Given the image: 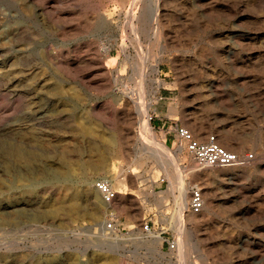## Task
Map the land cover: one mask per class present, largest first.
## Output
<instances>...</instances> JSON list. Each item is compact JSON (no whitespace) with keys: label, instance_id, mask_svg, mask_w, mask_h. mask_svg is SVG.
Here are the masks:
<instances>
[{"label":"rangeland","instance_id":"374dc122","mask_svg":"<svg viewBox=\"0 0 264 264\" xmlns=\"http://www.w3.org/2000/svg\"><path fill=\"white\" fill-rule=\"evenodd\" d=\"M194 124L254 161L198 169ZM0 264H264V0H0Z\"/></svg>","mask_w":264,"mask_h":264},{"label":"built area","instance_id":"2783aa9c","mask_svg":"<svg viewBox=\"0 0 264 264\" xmlns=\"http://www.w3.org/2000/svg\"><path fill=\"white\" fill-rule=\"evenodd\" d=\"M179 144L192 157L198 169L213 168V167H235L244 166L254 161V154H245L239 156L232 150H229L220 141L217 135H208L204 140H200L193 132L186 127L177 126L176 128ZM164 182V179L162 180ZM94 188L100 192L102 201L110 204L116 200L118 193L112 188L111 182L108 180H95ZM189 210L193 213H200L205 205L203 191L199 187H192ZM118 220L110 212L105 228L107 231L113 232L117 229ZM143 236L148 237L152 233L150 222L147 221L142 225ZM169 249H175L177 242L174 239L165 240Z\"/></svg>","mask_w":264,"mask_h":264},{"label":"bare ground","instance_id":"6f19581e","mask_svg":"<svg viewBox=\"0 0 264 264\" xmlns=\"http://www.w3.org/2000/svg\"><path fill=\"white\" fill-rule=\"evenodd\" d=\"M155 63V62H154ZM160 64H161V60H158L154 65H153V70H154V72H160ZM143 66V65H142ZM145 71V70H144ZM142 74V73H141ZM153 75V74H152ZM153 82H154V80H153ZM145 83V76L143 75L142 76V83H141V88H140V91L141 90H143V88H144V86H143V84ZM144 92V91H143ZM142 109H143V111L142 112H144V110H145V106L144 105H142ZM150 120H151V118H147L146 120H145V124H146V126L148 127V128H151V124H150ZM190 130L193 132V133H195V132H199L200 134L201 133H203L204 132V130H205V128L203 127V126H201V125H196V124H194L191 128H190ZM208 131V130H207ZM222 132H223V134H222ZM217 136H218V138H219V140H220V137L222 138H225V139H230L231 137H230V135L228 134V133H226V131L224 132V129H222V130H220V132H217ZM144 140H146V141H151V137L149 136V135H147L146 137H144ZM221 142V141H220ZM151 143V142H150ZM158 145V144H157ZM156 145V146H157ZM160 145V144H159ZM158 147V146H157ZM161 147H162V145H161ZM226 147H228V146H226ZM228 149H229V147H228ZM154 150V149H153ZM232 150V149H231ZM155 151V153H157L156 152V150H154ZM234 152H236L235 150H233ZM167 152V151H166ZM158 154V153H157ZM170 153H167V155L170 157L171 155H169ZM158 155H160V154H158ZM157 155V156H158ZM171 161H173V159L171 158L170 159ZM235 167H237V166H235ZM62 175L63 174H65V173H61ZM112 186V185H111ZM181 189H182V191L180 192V195H179V197H178V202L183 206V208H185L186 210L187 209H189V203H190V201H189V198L191 199V194H189L190 192H189V189L184 185V184H182L181 185ZM113 188V187H112ZM123 202V201H122ZM204 202H205V204L207 203V201H205V198H204ZM113 203V202H112ZM111 203V204H112ZM109 205V204H108ZM110 207V206H109ZM108 207V208H109ZM188 207V208H187ZM112 210V213H116V211L112 208H110V211ZM188 212V214H189V216H190V218L191 219H195V218H198V213H193L192 211H190V210H188L187 211ZM192 212V213H191ZM197 216V217H196ZM186 244H188V242L186 243V240H185V245ZM178 247H179V249H178V254H179V256H183V247H184V245H182V243L181 242H179L178 241Z\"/></svg>","mask_w":264,"mask_h":264},{"label":"crops","instance_id":"0c3cea01","mask_svg":"<svg viewBox=\"0 0 264 264\" xmlns=\"http://www.w3.org/2000/svg\"><path fill=\"white\" fill-rule=\"evenodd\" d=\"M156 121H157L158 124H162V125L164 124V123H162L163 120H162L160 115L158 116V120H156Z\"/></svg>","mask_w":264,"mask_h":264}]
</instances>
